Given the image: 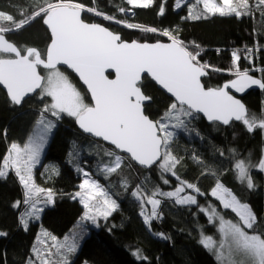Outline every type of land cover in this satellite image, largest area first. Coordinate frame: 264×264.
Masks as SVG:
<instances>
[{"label": "snow or ice", "instance_id": "obj_1", "mask_svg": "<svg viewBox=\"0 0 264 264\" xmlns=\"http://www.w3.org/2000/svg\"><path fill=\"white\" fill-rule=\"evenodd\" d=\"M126 3L134 8L147 9L154 4V0H126ZM186 3L187 0H175L174 8L179 9ZM165 4L166 0H163L158 15L165 14ZM200 4L203 8L197 11L196 5ZM118 10L129 11L124 7ZM85 11L101 16L104 20L123 23L129 29L150 33L160 31L170 43L127 42L100 23L85 22L81 15ZM254 12L264 17V0H195L194 4L188 6V15L184 19H207L217 14L240 18L251 16ZM15 13L0 10V86L6 90L12 105L21 106L26 98L33 95L42 105L27 141L22 146L11 142L0 163V179L6 180L12 172L23 188V199L16 200L12 207L25 206L18 217L24 230H28L30 219H40L44 208L39 205L54 203L53 190L40 187L35 182L33 170L40 163L41 153L49 134L56 127V121L67 116L74 118L83 132L102 138L114 146L104 152V156L110 160L101 161L99 165V171L105 179L123 167L125 157L120 153H126L128 159L145 168L157 166L165 185L170 181L163 174L175 177L178 183L172 191H163L159 186L146 190L137 184L130 193L139 203V215L149 230L152 221L162 216L159 211L161 198L172 200L179 206L197 205L199 211L207 216L208 222L217 225L219 240L203 231L199 240L205 249L214 254L217 264H264V217L258 216L248 202H243L226 187L219 178L223 173L210 166L201 172V175H210L214 179V186L208 195L214 197L222 209L234 213L236 219L226 218L212 204L207 207L199 205L197 195L192 193L200 196L205 193L198 184L184 180L177 174L176 168L181 164L182 157L174 154L172 149L176 136L174 130L195 131L189 127L190 120L195 119V113H202L210 122L223 125L241 122L249 133L255 130L264 133V106L259 113L250 111L229 91L234 89L243 93L253 86L264 90V75L257 78L250 74L249 69H241L240 50L232 52V67L227 69L235 79L222 86L206 87L202 77L208 76L209 70L221 69L201 62L200 46L193 43L190 49L178 33L171 30H158L116 20L96 7H88L74 0H25L15 6ZM35 22H40L49 33V42L43 51L35 46L19 45L9 39L10 35L21 32ZM244 51L247 55L243 58L250 60L252 49L246 48ZM61 65H66L78 74L87 86L92 103L85 102L82 93L60 70ZM107 70H114V79L106 75ZM259 71L264 73V69ZM145 75L174 98L157 120L145 114L146 103L152 100L142 90ZM230 151L235 157L236 150ZM220 155L224 153L221 151ZM193 159L198 164L204 163L198 156H193ZM253 169L264 172V153L255 163L250 157L234 158L232 170L235 178L249 191L257 188L252 176ZM51 171L59 174L55 168ZM77 171L85 178L78 186L79 191L71 198H79L83 205L81 221L96 224L100 218L107 220L118 209L117 201L87 171L79 167ZM121 186L128 189L126 177L122 178ZM186 190L191 192L183 194ZM147 206H150V210ZM157 235L168 239L163 233ZM3 236H7V233L0 231V237ZM78 238L79 233L73 232L71 238L65 236L60 241L41 228L25 264H71L70 256L77 250ZM132 254L138 260L148 259L140 249Z\"/></svg>", "mask_w": 264, "mask_h": 264}, {"label": "trees", "instance_id": "obj_2", "mask_svg": "<svg viewBox=\"0 0 264 264\" xmlns=\"http://www.w3.org/2000/svg\"><path fill=\"white\" fill-rule=\"evenodd\" d=\"M24 2L25 0H0V10L15 15V6ZM74 2L96 7L99 11L114 16L116 20L155 27L158 30H171L178 33L180 39L190 49L193 43L198 44L201 62L221 69L209 70V76L202 79L206 87H218L235 77L227 71L232 67L231 54L234 50H240L241 69H249L250 73L258 78L264 75L259 71L264 69V17H261L259 12L240 18L221 17L217 14L210 15L207 19L193 20L184 19L188 15L187 5L179 9L174 8L175 0H166L163 16L158 15L163 0H154V4L147 9L127 5L126 0H95V3L93 0H74ZM120 7L129 11L120 12L118 10ZM196 10L202 9L196 5ZM83 18L88 22L103 23L112 31L120 33L122 39L127 41L169 40L161 35L160 31L150 33L129 29L123 23L104 20L101 16L87 11L84 12ZM9 39L19 45L35 46L43 51L49 42V33L40 22H35L21 32L10 35ZM246 48L252 49L250 60L243 58L247 55L244 51ZM61 70L77 86L85 101L90 103L88 93L73 74ZM142 86L145 94L152 97L151 102L145 106V113L151 119L157 120L173 101L148 77L143 78ZM241 98L250 111L259 113L264 106L262 105L264 90H251ZM41 107L35 95L26 99L21 106L12 105L6 93L0 89V163L11 142L23 145L27 141ZM194 115L195 119L190 120L189 127L195 131L174 130L176 136L172 149L174 154L182 157L181 164L176 168L177 174L184 180L198 184L205 193L203 196L193 193L197 195L199 205L212 204L226 218L235 220L234 213L222 209L219 202L208 195L214 186V179L210 175H201V172L210 166L223 173L219 178L226 187L243 202H248L258 216L264 217V172L252 170L257 188L249 191L236 180L232 170L234 158L250 157L254 163L261 158L264 153V133L260 130L249 133L241 122L222 126L218 123H207L201 116ZM111 149L113 148L102 141L81 133L74 118L64 116L56 121L42 162L34 171L35 182L53 190L54 204L46 207L40 221L31 222L27 231L19 224L20 208L12 207L16 200L23 198V188L18 178L10 172L6 180L0 179V231L7 233V236L0 237V264H25L26 257L31 255L40 225L57 236H63L81 225L83 205L71 196L79 188L82 176L81 172L66 161L70 152L75 156L77 166L90 171L95 178L107 184L119 205L107 220L99 219L100 224L97 228L87 226L88 235L83 238L71 264H217L214 254L199 243L201 231L213 235L216 227L208 222L207 216L199 211L197 205L179 206L172 200L161 198L159 211L162 216L152 221L151 230L139 215V203L130 194L135 186L141 184L146 190L159 186L161 190H169L178 183L175 177L168 173L163 174L170 181L165 185L157 166L143 169L121 154L125 157L123 167L118 173L105 179L99 171V165L101 161L110 160L104 156V152ZM231 149L236 150L235 157ZM221 151L224 153L223 156L220 155ZM193 156L200 157L204 163L198 164ZM51 161L58 162L59 174L49 179L44 174V168ZM124 177L129 182L127 190L121 186ZM157 233H163L168 239ZM136 249H140L148 259L142 261L133 256L132 253Z\"/></svg>", "mask_w": 264, "mask_h": 264}, {"label": "rangeland", "instance_id": "obj_3", "mask_svg": "<svg viewBox=\"0 0 264 264\" xmlns=\"http://www.w3.org/2000/svg\"><path fill=\"white\" fill-rule=\"evenodd\" d=\"M195 3V0H187V3L186 4H182V6L183 5H187V6H189V5H192V4H194ZM200 9H202L203 8V5L202 4H200V5H197ZM61 70V69H60ZM62 72H64L63 70H61ZM65 73V72H64ZM43 74V73H42ZM66 74V73H65ZM67 75V74H66ZM68 76V75H67ZM69 77V76H68ZM69 79H70V77H69ZM70 81H71V79H70ZM72 82V81H71ZM73 83V82H72ZM74 84V83H73ZM75 85V84H74ZM75 87L77 88V86L75 85ZM78 89V88H77ZM79 90V89H78ZM80 91V90H79ZM50 99V98H49ZM86 102V101H85ZM39 118V117H38ZM35 126V125H34ZM34 128V127H33ZM55 129V128H54ZM53 129V130H54ZM53 130H52V132H53ZM52 132L49 134V137H48V142H47V144L45 145V147H44V149H43V151H42V153H41V156H40V163L36 166V167H38V166H40V164H41V162H42V159H43V157H44V154H45V152H46V149H47V147H48V145H49V142H50V138H51V135H52ZM22 146V145H21ZM76 158H75V156H73V154L71 155V152L69 153V155L67 156V159H66V161L67 162H69L70 163V165L73 167V168H75L76 170H77V167H79V166H77V161L75 160ZM35 167V168H36ZM53 168H55V169H57L58 170V168H59V164H58V162H56V161H51V162H49L48 164H46L45 165V168H44V174H45V176L47 177V178H49V179H51V178H53L54 176H56V174H54V173H52V169ZM79 168H82V169H84L83 167H79ZM91 169H93V167H91ZM34 171H35V169L33 170V174H34ZM84 171H87L90 175H91V177H92V179H95V180H97L99 183H101L103 186H105L106 188H107V190L109 191V194L112 196V194H111V191L109 190V187H107L106 185V183H104V182H102V180H99L98 178H95L94 177V175L90 172V171H88V170H86V169H84ZM81 176H82V179H81V182L80 183H82V181H83V179L85 178L84 176H83V174L81 173ZM79 183V184H80ZM40 186V185H39ZM40 187H43V186H40ZM176 186H174V187H172L171 189H169V190H163V191H172V190H174V188H175ZM43 188H45V187H43ZM76 191H79V188L76 190ZM75 191V192H76ZM189 192H191V190H186V192L185 193H183V194H188ZM193 194V193H192ZM112 198H113V196H112ZM23 199V198H22ZM78 200H79V198H77ZM113 199H115V198H113ZM116 200V199H115ZM117 201V200H116ZM117 203H118V201H117ZM54 204V203H53ZM53 204H51V205H39L40 207H43L44 209L46 208V207H48V206H52ZM209 204H207V205H204L205 207H207ZM148 207V209L150 210V206H147ZM20 208V212H22L23 210H24V208H25V206L23 205V204H21V206L19 207ZM41 215H42V213L40 214V218H41ZM101 219V218H100ZM37 221H40V219L39 220H29V224L31 223V222H37ZM80 223H81V225H79L78 227H75V228H73L70 232H68L67 234H65V235H63V236H57V235H55V234H53L50 230H48L47 228H45V227H43L42 225H40V227L38 228L39 230H38V233H37V235H39L40 234V231H41V228H43V229H45V230H47L48 232H50L52 235H55L56 237H57V239L58 240H60V241H63V239H64V237L65 236H69L70 238H71V236H72V234H73V232H76V233H79V238H78V240H77V250H76V252L74 253V254H72L71 256H70V262L72 261V259L74 258V256H75V254L77 253V251H78V249L80 248V245H81V242H82V240H83V238L86 236V235H88V229H87V226L88 225H90V226H92V227H94V228H97L98 226H99V220L97 221V223L96 224H93L91 221H81V219H80ZM213 225H215V224H213ZM215 227H216V232H215V234H213V236L217 239V240H219V233L217 232V225H215ZM37 237V236H36ZM45 239H47V238H45ZM36 243V238H35V241H34V244ZM48 243L49 244H51V241L50 240H48ZM85 264H88V263H85Z\"/></svg>", "mask_w": 264, "mask_h": 264}, {"label": "water", "instance_id": "obj_4", "mask_svg": "<svg viewBox=\"0 0 264 264\" xmlns=\"http://www.w3.org/2000/svg\"><path fill=\"white\" fill-rule=\"evenodd\" d=\"M81 15H82V19H83L85 22H88V21H86V20L83 18L84 12H83ZM88 23H99V22H88ZM100 24H102V26H104V27H107V26L104 25L103 23H100ZM107 28H109V27H107ZM109 30L112 31L110 28H109ZM113 32H114V31H113ZM114 33H116V32H114ZM118 34L121 36L120 33H118ZM121 38H122V36H121ZM123 40H125V39H123ZM125 41H127V40H125ZM136 41H137V40H136ZM127 42H131V41H127ZM139 42H142V43H143V42H147V43H156V42H151V41H139ZM157 42H161V43H170L169 40H168V41H157ZM59 67H60V69H64V70H66L67 72L73 74V76L77 79V81L79 82V84H80L81 86H83L84 89L86 90V92L88 93V96H89V99H90V103H92V101H91V97H90V93H89L88 90H87V86L84 85L83 81L80 80L78 74H76L73 70L69 69L66 65H61V66H59ZM250 74H251V73H250ZM106 75H108L110 79H114V78H115L114 70H107V71H106ZM251 75H253V74H251ZM208 76H209V75H208ZM208 76L202 77V79H204V78H206V77H208ZM253 76H255V75H253ZM144 77H148V78H149V79H150V80L156 85V87H157L159 90H161V91H162L167 97H169L172 101H174V98L171 96V94H170V93H167L166 90H164L161 86H159L158 84H156V83H155V82H154L149 76L145 75ZM144 77H143V78H144ZM255 77H257V76H255ZM257 78H258V77H257ZM232 79H235V77H233ZM230 80H231V79H230ZM142 81H143V79H142ZM228 81H229V80L223 82L220 86H222L224 83H226V82H228ZM202 83H203V81H202ZM0 89H2V90L6 93V90L3 88V86H0ZM251 90H260V89H259L257 86H253L252 88L246 89L245 92H243V93H238V92H236L234 89H229L230 93H231L232 95H234L237 99H240L242 102H243V100H242L241 97L244 96L245 94H247V93H248L249 91H251ZM6 95H7V94H6ZM33 96H34V95H33ZM33 96H32V97H33ZM26 99H28V98H26ZM149 103H150V102H149ZM243 103H244V102H243ZM146 104H148V103H146ZM244 104H245V103H244ZM245 105H246V104H245ZM145 114H146V113H145ZM195 114L201 116V117H202L207 123H218V124H220V125H222V126H228V125H223V124H221V123H219V122H210V121L207 120V118H206L202 113H195ZM146 115H147V114H146ZM233 122H235V121H233ZM75 124H76L77 129H78L81 133H83L84 135H86V136H88V137H90V138H92V139L102 141V142L105 143L106 145H108V146L114 148V146H112L110 143H108V142H106V141H103L102 138H97V137L92 136L91 134H88V133L83 132V130L79 128V126H78V124H77L76 122H75ZM120 154L127 156L126 153H120ZM127 157H128V156H127ZM131 161H132V160H131ZM132 162H133L135 165H137L138 167H141V168H143V169H150V168H145V167L139 165V164L136 163L135 161H132ZM154 166H155V165H154ZM151 168H152V167H151Z\"/></svg>", "mask_w": 264, "mask_h": 264}]
</instances>
